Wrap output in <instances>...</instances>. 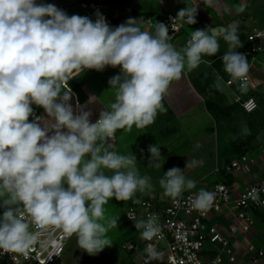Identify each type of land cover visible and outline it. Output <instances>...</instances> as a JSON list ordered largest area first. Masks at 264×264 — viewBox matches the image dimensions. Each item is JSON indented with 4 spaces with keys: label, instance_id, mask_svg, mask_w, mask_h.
Listing matches in <instances>:
<instances>
[{
    "label": "clouds",
    "instance_id": "1",
    "mask_svg": "<svg viewBox=\"0 0 264 264\" xmlns=\"http://www.w3.org/2000/svg\"><path fill=\"white\" fill-rule=\"evenodd\" d=\"M196 15L186 6L175 19L194 25ZM220 39L228 43L221 58L224 71L247 93L249 63L237 51L242 45L238 23L192 31L181 53L169 43L164 23L157 22L152 34L133 17L113 27L99 10L93 20L43 0H0V254H27L37 242L30 222L75 235L89 255L111 247L108 233L120 218L107 219L105 205L113 198L141 204L136 193L154 190L151 178L140 174L136 156L114 151L111 138L117 129L153 124L185 65L192 70L204 56H215ZM118 66L120 74L108 81L116 89L115 102L92 122L90 110L70 103L69 81L74 73ZM33 105L46 118L36 115ZM242 133L250 134L247 124L242 123ZM148 151L149 166L160 169V147L149 145ZM159 185L175 199L196 181L174 166ZM250 196L260 202L259 190ZM215 199L216 193L205 188L189 197L198 211L210 210ZM128 218L142 230V240L162 238L154 214ZM145 252L144 264L162 256L152 243Z\"/></svg>",
    "mask_w": 264,
    "mask_h": 264
},
{
    "label": "crops",
    "instance_id": "2",
    "mask_svg": "<svg viewBox=\"0 0 264 264\" xmlns=\"http://www.w3.org/2000/svg\"><path fill=\"white\" fill-rule=\"evenodd\" d=\"M92 1L103 4L105 14L112 16L119 25L128 19L127 9L130 7L142 30L149 31L152 34H155V31L146 25V17H151L156 21L157 13L160 11L168 10L177 16L178 11L182 8L191 7L197 11V23L189 25L178 18V30L169 31V43L181 53H183L186 47L185 42L190 38L192 31L210 27L223 29L233 23H238L242 45L237 51L246 55L249 72L252 76L257 80H264V58H258L259 55H257V60L252 65L248 55L250 35L256 30H264V0H136L132 5L119 0H43L44 3L55 4L69 15L78 14L81 16L87 15L80 4ZM219 44V52L212 57L204 56L203 62L197 68L188 70L187 65H185L182 78L172 82L170 90L163 101L165 110L158 112L153 124L144 128H137L133 125L130 131L126 128L117 129L110 142L113 145V150L118 152L121 150L122 141H124L121 139L122 136L130 138V135L139 133L145 137L146 141L149 140L146 143L147 146H141L139 150L131 149L130 154L138 151L144 153L149 145H159V147L161 145V155L163 160H166L164 155L167 150L164 147L166 142L161 143V140L158 142L156 137L160 139L162 135L167 136V131H172L174 123L181 119L185 113L187 114L194 107L202 106L205 113L211 117V122L212 118H215L214 114L225 115V113L233 110V113H231L233 118L236 119L239 115L244 120V124L249 126L250 134H242L238 144H236L241 149L240 155L227 158L223 166L219 164L220 161L217 158L214 171L218 173L219 179L214 184L205 185L203 188L208 190L216 183H224L233 190L235 196L248 185L264 181V91L260 90L255 94L258 108L252 113H246L241 107L234 104L224 87L221 88L219 84V82L224 84L222 79L219 80L220 76L224 79L230 78L224 71L221 59L222 55L228 50V43L220 39ZM118 74H120L119 66L116 68L107 67L102 72L85 70L81 73H74L75 77L69 81L72 97L70 103L73 104L74 108L79 103L85 107V110H90L93 113L90 119L95 122L99 119L100 112L105 109L111 110V104L115 102L116 89L111 88L108 81ZM229 90L232 92L231 89ZM207 105L210 107L208 108ZM33 108L36 115L45 116L46 118L42 108L35 105H33ZM31 119L32 117L29 118V120ZM177 124L179 128L182 126L180 121ZM161 130L163 132H160ZM136 131L138 133H135ZM126 140L129 141L128 138ZM123 144L125 145L126 142H123ZM234 148L235 146H232V149ZM242 155H247L254 163H250L247 169L238 173L226 174L223 170L224 166L233 160L239 159ZM186 192H190V190H186ZM3 210L0 208V215H2ZM234 212V208L231 207L223 213H219L213 220V222L224 228L223 231L226 236H229L227 231L234 225ZM255 213L256 222L249 235H243L239 232L237 236H230L231 247L239 258L240 264H249L250 262L249 244L257 248L264 246V214L262 211ZM70 241L67 246L68 250L72 243ZM127 254L128 259H130L129 253ZM73 263L71 255L64 254L58 264ZM224 264L231 263L225 261Z\"/></svg>",
    "mask_w": 264,
    "mask_h": 264
},
{
    "label": "built area",
    "instance_id": "3",
    "mask_svg": "<svg viewBox=\"0 0 264 264\" xmlns=\"http://www.w3.org/2000/svg\"><path fill=\"white\" fill-rule=\"evenodd\" d=\"M135 1V0H134ZM135 3V2H134ZM133 3V4H134ZM83 11L91 19L95 20V12L99 10L110 26H118L116 20L104 12V5L99 2H82ZM132 14V11L130 10ZM133 15V14H132ZM176 14L163 10L157 13V20L151 17L145 18L148 27L154 29L156 23H164L169 31H177L179 19ZM190 39V38H188ZM185 46H187V41ZM248 55L250 64H254L257 55L264 58V30H256L249 37ZM249 89L247 93H241L238 87L239 81L231 82V78L224 79L226 87L232 90L234 104L241 107L246 113H252L258 108L255 94L263 90L264 80L255 79L251 72L248 73ZM254 163L247 155L233 160L224 166L226 174H235L248 168ZM219 171V169H217ZM252 189L259 190L260 202L251 199ZM209 191L216 193V199L212 208L208 211H198L191 207L190 196L193 192H184L178 198H170L166 195L159 197L138 198L141 204L128 201L125 209L126 220L134 225L136 219H146L148 215L154 214L157 222L162 227V238H154L153 241H144L140 238L141 229H136L134 238L124 244L127 253H133L135 264H144L146 255L145 249L148 243L155 245L157 251L162 253L159 261L152 264H224L225 261L231 264H240L239 258L231 247L230 236H237L239 232L249 235L256 222L257 211L264 214V181L250 184L241 190L238 195H233V190L224 183H216ZM234 208V225L229 228V236L224 234V228L213 222L214 218L225 210ZM30 231L37 236V242L27 252L3 253L0 254V264H57L65 254L69 241L75 235L64 233L59 228L50 227L41 229L30 222ZM249 264H264V246L255 247L249 244ZM245 264V263H243Z\"/></svg>",
    "mask_w": 264,
    "mask_h": 264
},
{
    "label": "rangeland",
    "instance_id": "4",
    "mask_svg": "<svg viewBox=\"0 0 264 264\" xmlns=\"http://www.w3.org/2000/svg\"><path fill=\"white\" fill-rule=\"evenodd\" d=\"M119 1L132 5L136 0ZM127 12L128 18H135L130 13V7H128ZM258 58L263 57L259 55ZM219 84L221 88L224 87L227 95L233 100V93L229 88L227 87V89L221 82ZM231 113H233V110L225 113V115L214 114L215 118L213 117L211 122V117L205 113L202 106L194 107L187 114L185 113L181 119L177 120V122L180 121L182 124L180 128L175 122L172 131H167V136L165 135L164 137L162 135L160 139L156 137L158 142L160 140L161 143L166 142L164 147L167 149L164 154L166 160L160 161L162 165L160 169L149 166L151 154L148 149L144 153L139 151L133 153L137 158V168L140 174L149 176L154 185L151 195L138 192L136 197L164 196V190L159 185V179L168 169L174 166L184 170L186 177L195 181L199 180L196 181V187L190 192L197 193L205 185L214 184L218 181L219 175L214 171L217 158H219V164L223 166L227 158L238 156L241 153V149L236 144L242 137V123H244V120L239 115L234 119ZM247 127L249 126L247 125ZM160 132L163 131L161 130ZM135 133L138 132L136 131ZM142 137L144 136L139 133L130 135V138L122 136L121 139L124 141H122L121 150L118 152L130 154L131 149L139 150L141 146H147L146 143L149 140L146 141L145 137ZM127 138L129 141L126 140ZM123 142H126V144L124 145ZM157 146L159 147V145ZM232 146H235V148L232 149ZM187 163L188 167H186ZM127 203L128 201H117L113 198L105 205L107 219L112 217L120 218L118 227L110 229L108 233L112 240L111 247L105 248L96 255H89L79 248L76 236L71 239V247L69 246V250L68 248L66 249L65 254L67 256L71 255L73 264H135L137 262V259H131V257L128 259V254L124 250V244L129 241L132 234L130 225L124 216Z\"/></svg>",
    "mask_w": 264,
    "mask_h": 264
},
{
    "label": "trees",
    "instance_id": "5",
    "mask_svg": "<svg viewBox=\"0 0 264 264\" xmlns=\"http://www.w3.org/2000/svg\"><path fill=\"white\" fill-rule=\"evenodd\" d=\"M121 2V1H120ZM207 107L209 108L210 106L209 105H207ZM145 198H147V197H145ZM128 204V203H127ZM127 206V205H126ZM126 209V208H125ZM125 216V215H124ZM125 220H126V218H125ZM127 221V220H126ZM128 222V221H127ZM129 223V222H128ZM129 225H130V229H131V231H132V234H131V237H130V239L129 240H131L132 238H134V235H135V233H136V230H135V227H134V225H132L131 223H129ZM67 249V248H66ZM66 252V251H65ZM129 255H130V257H131V259H133V257H134V254L133 253H129Z\"/></svg>",
    "mask_w": 264,
    "mask_h": 264
}]
</instances>
